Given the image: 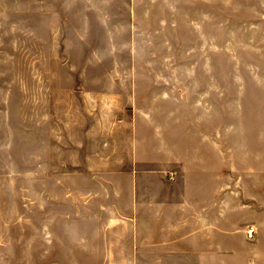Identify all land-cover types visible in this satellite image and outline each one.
<instances>
[{"label":"rangeland","instance_id":"374dc122","mask_svg":"<svg viewBox=\"0 0 264 264\" xmlns=\"http://www.w3.org/2000/svg\"><path fill=\"white\" fill-rule=\"evenodd\" d=\"M95 56L116 71L127 70L130 58L154 59L153 70L192 88L193 125L202 141L208 136L203 155L210 168L223 166L226 202L235 204L226 211L241 217V231L256 247L251 258L264 264V0H0V210L6 228L12 221V264L29 261L31 232L33 263H40L42 193L49 190L51 199L56 189L67 197L78 185L137 182L89 174L104 170L73 136V107L87 103L77 93ZM44 110L49 140L41 132ZM118 147L114 166L124 161ZM162 178L181 177L168 168ZM63 204L70 248L73 234L94 229L74 215L71 198Z\"/></svg>","mask_w":264,"mask_h":264},{"label":"crops","instance_id":"0c3cea01","mask_svg":"<svg viewBox=\"0 0 264 264\" xmlns=\"http://www.w3.org/2000/svg\"><path fill=\"white\" fill-rule=\"evenodd\" d=\"M90 58L91 70L77 93L87 103L73 107V136L96 160L95 168L104 170L89 174L136 176L137 182L78 185L67 197L59 194L65 189L51 190L53 199L49 190L42 193L46 227L40 231L38 264H256V247L242 233L241 217L226 211L233 213L235 204L226 202L223 166L210 168L203 155L208 136L201 135L202 141L193 125L192 88L177 86L174 73L153 70L154 59L130 58L127 70L116 71L109 70L106 57ZM47 83L42 74V110L48 107ZM45 111L41 132L49 140ZM118 145L124 161L114 166ZM113 167L118 169L108 171ZM168 168L178 170L179 182L163 183ZM66 198L80 222L94 229L73 234L70 248L62 231ZM6 224L0 210V264H12V221ZM29 240L24 264H34L32 232ZM246 249L249 257L242 258Z\"/></svg>","mask_w":264,"mask_h":264}]
</instances>
